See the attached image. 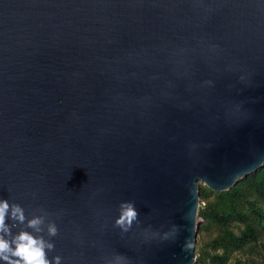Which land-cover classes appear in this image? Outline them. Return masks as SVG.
Segmentation results:
<instances>
[{
	"label": "water",
	"instance_id": "obj_1",
	"mask_svg": "<svg viewBox=\"0 0 264 264\" xmlns=\"http://www.w3.org/2000/svg\"><path fill=\"white\" fill-rule=\"evenodd\" d=\"M262 167L264 0H0L13 250L27 232L50 264H194L199 183Z\"/></svg>",
	"mask_w": 264,
	"mask_h": 264
},
{
	"label": "trees",
	"instance_id": "obj_2",
	"mask_svg": "<svg viewBox=\"0 0 264 264\" xmlns=\"http://www.w3.org/2000/svg\"><path fill=\"white\" fill-rule=\"evenodd\" d=\"M194 264H264V167L225 192L199 186Z\"/></svg>",
	"mask_w": 264,
	"mask_h": 264
},
{
	"label": "clouds",
	"instance_id": "obj_3",
	"mask_svg": "<svg viewBox=\"0 0 264 264\" xmlns=\"http://www.w3.org/2000/svg\"><path fill=\"white\" fill-rule=\"evenodd\" d=\"M123 207V211L117 223L119 225H131L134 220L138 217V212L135 209L134 205L131 203L126 204ZM9 209L8 202L0 201V231H6L5 225V216ZM17 214H19L18 219L22 222L24 220L23 211L16 206L13 210L12 216L13 218H17ZM41 221L39 219H35L30 221V226L35 227ZM174 230L178 233L179 229L177 226H174ZM55 228H51L50 232L54 235ZM16 247L13 250L10 247L9 241L5 240L3 237H0V258L8 261L9 264H50V262L46 259V254L44 251L45 244L42 239H37L33 237L31 234L27 232H22L14 241ZM188 245V243H187ZM186 245V247H187ZM51 247V245H48ZM11 253L13 257H18L19 259L10 260L8 255H4L5 253ZM59 258H57L58 261Z\"/></svg>",
	"mask_w": 264,
	"mask_h": 264
},
{
	"label": "rangeland",
	"instance_id": "obj_4",
	"mask_svg": "<svg viewBox=\"0 0 264 264\" xmlns=\"http://www.w3.org/2000/svg\"><path fill=\"white\" fill-rule=\"evenodd\" d=\"M200 185H203V184H201V183H199V186ZM202 205V203H201V201H200V205L199 206H201ZM197 224L200 226L201 224H202V220L199 218V217H197ZM197 235H198V233H197ZM196 245H197V236H196ZM195 249H196V247H195Z\"/></svg>",
	"mask_w": 264,
	"mask_h": 264
}]
</instances>
